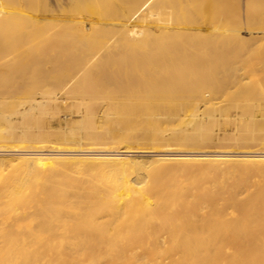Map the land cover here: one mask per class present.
I'll return each instance as SVG.
<instances>
[{
    "label": "bare ground",
    "instance_id": "1",
    "mask_svg": "<svg viewBox=\"0 0 264 264\" xmlns=\"http://www.w3.org/2000/svg\"><path fill=\"white\" fill-rule=\"evenodd\" d=\"M3 1L6 0L0 3ZM38 2V13H51V20H39L34 7L31 12L36 15L29 13V22L53 32L55 38L50 40L55 41L54 50L48 54L37 45L42 52L40 62L35 61L40 63L37 80L34 78L36 89L16 91L17 83L13 90H0V151L13 153L18 147L48 145L59 149L76 145L84 150L83 144L113 149H89L88 153L83 151L87 156L74 157H64L57 151L15 158L0 154V264H264V151L218 157L197 150L205 144L215 146L220 140L214 138L218 131L213 134L212 130L221 117L216 118V105L207 106L205 100L206 109L211 108L205 116L201 105H196L199 100L195 103V99L204 97L205 87H200L202 82L197 76L207 73L204 75L210 79L219 75L217 72H230L232 49L225 50V46L221 58L217 57L220 63H216L212 56L217 47H211L207 40L222 42L220 38L228 35L231 24L226 19L219 26L211 21L212 17L230 13L234 19L236 12L252 8L255 16L250 22L261 27L264 0H54L52 10L45 0ZM229 8L234 9V15ZM6 17L0 21L7 20ZM199 18L212 22L208 35L204 33L206 42L196 41L197 31H179L190 25L189 28L197 29ZM135 20L136 26L125 28ZM25 24L31 27L30 23ZM247 38L242 36L241 40ZM203 53L208 58L202 60ZM149 77L155 82L150 84ZM224 83L228 81L224 79ZM179 84L189 92L183 94L184 91L175 89ZM202 84L207 87L212 83ZM149 85L155 90H150ZM153 91L157 94L150 93ZM67 94L71 103L77 104L70 106L67 102L64 106H70L68 111L72 112L74 106L81 119L50 131L51 127L43 125L44 116L52 110L56 115L61 108L57 113L54 108ZM231 97L250 117L248 121L255 124L251 119L261 106L240 105L239 95ZM100 102L105 105L102 118H98L97 108L101 106H96ZM189 107L190 114L183 112L186 117L189 115L187 119H178V124L169 130L163 127L165 121L170 123L173 120L169 119L177 118L176 114L172 116L175 111L188 112ZM166 111L174 113L170 117ZM162 113L169 116L165 114V119ZM240 114L236 116L240 118ZM256 118L255 121L259 119ZM17 120L23 126L20 131ZM241 122L244 121L237 123ZM145 129L152 132L139 136ZM232 143L234 147L243 144L235 136ZM122 144L129 149L120 150ZM138 145L164 149L153 153L155 157L145 176L140 172L144 160L133 157L134 151L130 149ZM221 145L218 142L215 147ZM90 165L105 170L109 185L86 186L82 178H73L71 173L75 169L86 172ZM131 167L137 176L127 178ZM40 170H53L54 174L59 170L57 174L63 173V178L50 174L52 177L45 180L44 172V180L31 182L28 174L35 171L36 175ZM240 187H245V193Z\"/></svg>",
    "mask_w": 264,
    "mask_h": 264
},
{
    "label": "rangeland",
    "instance_id": "2",
    "mask_svg": "<svg viewBox=\"0 0 264 264\" xmlns=\"http://www.w3.org/2000/svg\"><path fill=\"white\" fill-rule=\"evenodd\" d=\"M18 0H6V1H3V2H1L0 3V18H2V17H6L5 15H7V17H6V19L7 20H4L3 22L2 21H0V41H1V43H0V90H2V92H5V91H10V90H13L14 89V87H13V89H12V86H16V84L17 85H19L18 87H15L16 89V91H20L22 88H23V90H29V88H30V90L31 89H36V87H37V74H38V70H39V68H37V67H39V65H40V63H38V62H40L39 60L41 59L39 56L41 55L40 54V51L42 52V50H38L37 49V45L38 46H40V47H38V48H40V49H43V51H45V52H47L48 54L49 53H51L53 50H54V39H53V41L52 40H50V39H52V37L53 38H55V35L53 34V32H51V30L49 29V28H44L43 30H44V32H43V30L41 29V28H38V27H36L35 25H32V23L31 22H29V13H30V15H36V13H32L33 11V8H34V10L36 11L37 10V14H38V18H39V20H41V21H45V22H47V21H50L51 20V17H52V14L51 13H49V12H45V13H38V8H39V2H38V0H34L35 1V4H34V2H33V0H31L29 3H28V0H20V1H18ZM24 1H26V3L27 4H32L33 5V7L31 8V7H26V3L24 2ZM54 0H45V2H47L46 4L48 5L47 7H48V9L49 10H52V9H54V2H53ZM5 2V3H4ZM20 2V3H19ZM33 2V3H32ZM36 2H38V4L36 3ZM49 2V3H48ZM53 2V3H52ZM194 2H197V0L195 1L194 0ZM19 3V4H18ZM20 4H21V7H20ZM23 4H25V6L23 5ZM50 4H51V6H50ZM262 4V5H261ZM260 5L262 6L261 7V11L260 12H262V15H264V6H263V4H264V2H262ZM35 5V6H34ZM28 6V5H27ZM22 8H23V10H24V8H25V12L22 10ZM252 8H246V9H244V10H242V11H238V12H236V15H234L235 14V11H234V9L233 8H229V11L232 13V15H234V19H232V16L230 15L229 16V14L227 15H222V14H217L216 15V17L219 15L220 16V18H214V17H212V22L213 23H215V22H218V24H219V26H220V24L222 25V24H224L227 20V22L229 23V24H231L230 26H229V29L227 30L229 33H227V31H226V34H230L229 36L228 35H223L220 39L222 40V42L220 41H217V40H212V41H210V40H207V36H205L204 35V33H206V35H208L207 34V32L209 33V30H210V25H209V23L211 24L212 22L211 21H209V18H206L209 22L207 23V21L206 22H204V20L202 21L201 19H204V18H199L200 20H199V23L201 24H198V26H197V29H193L192 27L191 28H189L190 26H192V25H190L189 27L187 26L185 29H180L179 31H185V30H187V31H192V30H194V31H197L198 32V34H196V37L198 38V39H196V41H203V42H206V40L207 41H209L208 43H209V45L210 44H212L211 45V47L213 46V48H215L216 49V47H217V49H218V51H216L215 50V52H214V54H213V58L216 60V63L218 62V63H220L219 61V59L218 58H221V55L224 53V48H225V46H226V49L225 50H230V49H232V51H231V61L229 62V64L230 65H228L229 66V69L228 70H230V72L229 71H221V72H217V73H219V75L217 74H215L216 75V77L214 76L213 78H212V76H211V80L210 79H208L207 78V76H205L207 73H204V74H199V75H201L200 77L199 76H197L196 78H198V81H199V78H200V81H199V83L200 82H202V83H209L210 82V84L211 85H209V84H207L208 86H210L209 88H208V86L206 87V85H203L202 83H200L202 86H200L199 84V86L200 87H204V89L202 90L203 91V95H204V97L203 98H201V100H200V98H197V99H195L196 101H195V103L196 102H198V100H199V102H198V104H196V105H201L200 106V110L202 109L203 110V115H205L206 116V112L208 113L209 111H210V109L209 108H207L209 111H207V109H206V105L208 106H210V107H213V105H214V108H215V105L217 106V109H218V106L219 105H221V107H220V111L218 110V112H217V109H216V112H215V110H214V113H216V118L217 117H221L219 120L220 121H222V123H224V124H222L218 119V121L219 122H217L214 126H213V130H212V133L213 134H215L217 131V135L215 134V136H214V138L216 137L217 139H220L218 142H219V145H221V147H215L216 145H218V142H215L216 144H215V146H214V143H212V144H210L211 145V148H209V146L210 145H207V144H205L203 147H199V149L198 148H196L197 150H202V151H205L206 153H213V154H215V156H221V155H226V156H229V155H232V154H240V153H243V152H246V151H264V24L261 26V27H258L257 25H254V24H252L250 21H251V18L253 17V15H254V13H253V11L251 10ZM30 10V11H29ZM32 11V12H31ZM234 12V13H233ZM26 13V14H25ZM255 13H256V11H255ZM4 14V15H3ZM50 14V15H49ZM257 14V13H256ZM41 15V16H40ZM47 15H48V17H47ZM215 15V14H214ZM229 16V17H228ZM255 16V15H254ZM8 17L10 18V20L8 19ZM11 18L13 19L12 21H11ZM41 18H43V19H41ZM50 18V19H49ZM214 18V19H213ZM217 19H219V20H217ZM227 19V20H226ZM26 20V21H25ZM28 20V21H27ZM217 20V21H216ZM222 20V21H221ZM7 21V22H6ZM125 21V20H124ZM225 21V22H224ZM25 22H27V24H31V27H30V25H26L25 24ZM29 22V23H28ZM6 23V24H5ZM137 23H138V21L137 20H135V21H133V22H131V23H129V24H127V26H125V28H127V27H132V26H136L137 25ZM25 24V25H24ZM207 24H208V26H207ZM188 25V24H187ZM200 25V26H199ZM202 26H205V29H204V27H202ZM206 27H208V28H206ZM24 28H25V30H24ZM33 28V29H32ZM43 28V27H42ZM117 28H120V27H117ZM124 28V27H123ZM231 28V29H230ZM36 29V30H35ZM39 29H41V30H39ZM19 30V31H18ZM21 30V31H20ZM23 30H24V32H23ZM33 30V31H32ZM46 30H49V31H46ZM5 31V32H4ZM37 31V32H36ZM40 31H42L41 33L43 34V36L41 35V33H40ZM17 32V33H16ZM28 32H30V33H28ZM46 32V33H45ZM9 34V35H8ZM30 34V35H29ZM33 34H35V35H33ZM38 34V35H37ZM199 34H201L202 35V37L200 38V37H198V35ZM5 35H7V36H5ZM14 35H16L17 36V38H16V36H14ZM200 35V36H201ZM6 38H5V37ZM10 36H11V40L10 39H8V41H7V38H10ZM12 36H14V37H12ZM18 36H20V38L18 37ZM28 36H29V39H28ZM35 36V37H34ZM48 37L47 39H45V38H42V37ZM229 37V38H227V37ZM244 37V38H247L246 36H248V40L247 39H245L244 41H242L241 40V37ZM38 37V38H37ZM18 38H19V40H18ZM224 40H226V41H224ZM44 39V40H43ZM203 39V40H202ZM228 39V40H227ZM5 40H6V42H5ZM50 40V41H49ZM10 41V42H9ZM13 41V42H12ZM14 41H16L17 43L15 44L14 43ZM43 41V42H42ZM51 41H52V44H51ZM215 41V42H214ZM224 42V43H223ZM8 43V44H7ZM54 43V44H53ZM217 43V44H216ZM222 43V44H221ZM228 43V44H227ZM6 44V45H5ZM214 44V45H213ZM224 44V45H223ZM10 45H11V48H10ZM218 45V46H217ZM229 45V46H228ZM246 45V46H245ZM13 46V47H12ZM42 46V47H41ZM243 46V47H242ZM8 47V48H7ZM242 47V48H241ZM7 48V51L5 50ZM156 48V47H155ZM221 48V49H220ZM223 48V49H222ZM230 48V49H229ZM10 49H12V50H10ZM103 49V48H102ZM100 50L101 52L102 51H104V49L103 50ZM154 49V48H153ZM152 49V50H153ZM14 50H16L15 52H14ZM222 50V51H221ZM39 53H38V52ZM159 52L161 51V49L159 48V50H158ZM12 52V53H11ZM33 53V54H31V53ZM162 52V51H161ZM234 54H233V53ZM9 54L8 56H7V54ZM30 53V54H29ZM36 53V54H35ZM218 53V54H217ZM243 53V54H242ZM29 55V56H28ZM30 55H32V56H30ZM234 55L236 56V57H234ZM38 57V58H37ZM200 57H202V60H204V59H206V58H208V55H206V54H202ZM200 57L197 59L198 60V62H199V59H200ZM211 57V58H212ZM218 57V58H217ZM16 58V59H15ZM27 58V59H26ZM40 58V59H39ZM2 59V60H1ZM12 59V60H11ZM32 61H31V60ZM36 59H38V62H35V61H37ZM26 62L27 61V63H29V64H27V63H25L24 61ZM30 60V61H29ZM196 60V61H197ZM201 61V60H200ZM12 62H14V64L12 63ZM24 62V63H23ZM35 62V63H34ZM2 63V64H1ZM10 63V64H9ZM12 63V64H11ZM32 63H34V64H32ZM38 64V66L37 65H35V64ZM18 64H20L21 66H23V67H21L20 65H18ZM4 65H5V67H4ZM19 66L21 67V68H19ZM24 66H26V67H24ZM27 66H29V67H27ZM235 67V70H234V68L233 67ZM19 69H18V68ZM35 67V68H34ZM13 68V69H12ZM6 69H8V70H6ZM16 69V70H15ZM27 69V70H26ZM1 70H4L3 72L1 71ZM233 70H234V72H233ZM9 71V72H8ZM20 71H24L23 73H24V75H23V73L21 74V72ZM28 71V72H27ZM2 72V73H1ZM8 72V73H7ZM16 72V73H15ZM226 72V73H225ZM228 72V73H227ZM233 72V73H232ZM5 73V74H4ZM30 73V74H29ZM227 74H231V76L230 75H227ZM10 75V76H9ZM17 77H16V76ZM33 75V76H32ZM222 75V76H221ZM224 75H226V76H224ZM21 76V77H20ZM26 76V77H25ZM218 76H220V77H218ZM228 76H230V77H228ZM36 77V78H35ZM168 77H170L169 75H168ZM209 77V76H208ZM17 78V79H16ZM28 78V79H27ZM36 80H35V79ZM151 77H149L148 79H150ZM153 79H154V77H152ZM157 78V77H156ZM155 78V79H156ZM206 78L208 79V80H206ZM216 79V81H215V79ZM10 81H9V80ZM12 79H13V81H12ZM15 79V80H14ZM19 79H21V80H19ZM23 79V80H22ZM34 79V80H33ZM154 79V80H155ZM214 81H213V80ZM218 79V80H217ZM222 79V80H221ZM224 79H225V82H227L228 81V83L227 84H225L224 83ZM19 80V82H17ZM151 80V79H150ZM149 80V82H151L150 84H152L153 82H155V81H150ZM196 80V79H195ZM227 80V81H226ZM12 81V82H11ZM15 81V82H14ZM22 81V82H21ZM36 81V82H35ZM208 81V82H207ZM219 81H223V82H219ZM230 81V82H229ZM10 82V83H9ZM196 82V81H195ZM13 85H12V84ZM15 83V84H14ZM20 83V84H19ZM187 83V82H186ZM185 83V84H186ZM35 84H36V86H35ZM182 84H184V82L182 83ZM180 85L179 84V86L178 85H176L174 88L175 89H178V90H180L181 91V93H183V91H184V93L183 94H185V93H187V91L189 92V84L187 83V85H188V87H186V88H188V89H185V87H183V85ZM213 84H214V87L216 86V87H221L219 90L220 91H218V90H216L215 91V89H216V87L214 88L213 87ZM4 85V86H3ZM6 85V86H5ZM9 85V86H8ZM148 85V84H147ZM11 86V87H10ZM146 86V85H145ZM150 86V85H149ZM149 86H147V87H149ZM228 86V87H227ZM8 87V88H7ZM179 87V88H178ZM181 87V88H180ZM224 87V92L222 91L223 88ZM5 89V91H3L4 89ZM144 88H146V87H144ZM150 88V90L151 89H153V90H155L154 89V86H150L149 87ZM156 88V87H155ZM213 88H214V91H213ZM148 89V88H147ZM183 89V90H182ZM212 89V90H211ZM218 89V88H217ZM14 90V91H15ZM213 91L212 93H210L209 91ZM15 91V92H16ZM251 92H253V93H251ZM150 93H153V95H156L157 94V92H150ZM240 93H242V94H240ZM227 94H228V96L229 97H231L232 95H233V97H234V95L235 96H237V95H239V102H238V104H240V105H248V106H250V105H252V103L253 104H256L257 103V106L258 105H260L261 106V109L259 108L258 110H257V108L255 109L256 111H255V115H254V118L253 119H251V120H254L253 122L256 124L257 123V125H258V128L257 127H255L256 125L255 124H253L250 120L248 121V119H250V117L247 115V114H245L244 112H243V110H242V108H241V106H237V105H235L234 104V102H233V100H232V97H231V99H229L228 98V96H227ZM244 95V96H243ZM69 95L67 94V95H65V96H62V98H61V100H60V102H59V105H58V107L57 108H54V111L57 113L60 109L59 108H61V110L55 115V113H54V115L52 114V111H51V114H47L46 116H44V121L46 120V125H45V123H44V121H43V125H44V127L45 128H49V127H51V129H50V131H55V130H57L58 128L57 127H60V126H64V125H70V123L72 122V121H77V119H81V116H80V114L79 113H77V109H74V106H73V109L71 108V110H74L73 112L72 111H68V110H70V109H68V108H70V106H71V104L73 103H71V100H69L71 97L69 96ZM254 96V98L252 99V98H250V97H253ZM208 97H210V98H208ZM214 97V98H213ZM66 99V100H65ZM208 102V104L206 103V105L204 104L206 101ZM208 100H211V101H213V103H211V101H208ZM231 100V101H230ZM241 100H242V102H241ZM63 101V102H62ZM223 103H222V102ZM225 101V102H224ZM254 101H259V102H254ZM62 102V103H61ZM68 102V104H70V106L68 107V108H66L64 105H66V103ZM209 103H211V104H209ZM226 104V106H224L225 104ZM228 103L230 104V105H228ZM243 103V104H242ZM73 104H77V103H73ZM72 104V105H73ZM102 104V105H101ZM101 106V108L100 107H97L98 108V118H102L103 117V113H102V110L104 109V104H103V102H100V103H97L96 104V106ZM103 106V107H102ZM204 106V107H203ZM223 106V107H222ZM229 107V108H228ZM238 108V110H237V112H236V110L235 109H237ZM62 108H65V110L63 109L62 110ZM75 108H76V105H75ZM100 108V109H99ZM206 109V111L204 112V110ZM223 109H225L226 111H224ZM227 109H229V110H227ZM231 109H233V110H231ZM240 109V110H239ZM192 110V108L191 107H189L188 108V112H187V110H179V111H175V113H174V111H166V112H169L168 114L170 115H172L173 113H174V115H172V116H176L177 118H171V119H169V121L170 120H173L172 122H164L163 123V127L164 128H166V129H168L169 130V128L171 127H175L176 126V124H178V122L180 121V120H178V119H181V120H185V119H187V117L189 116H187L186 117V114L188 113V114H190V111ZM201 110V111H202ZM186 112V114L185 113H183V112ZM200 111V112H201ZM224 113H226L227 111H229L227 114H228V116H229V114H230V118L232 117V119H230V118H227L226 116H227V114L225 115V117H224V115H223V112ZM240 111H242L243 112V115H242V113L240 114ZM171 112H173V113H171ZM73 113V114H72ZM76 113V114H75ZM102 113V114H101ZM220 113H222V114H220ZM237 113V114H240L241 116H240V118H238L239 117V115L238 116H236L235 114ZM246 113H249V110H247L246 111ZM163 114V113H162ZM165 114L166 113H164L162 116L166 119L167 118V116H169L168 114H166L167 116H165ZM176 114V115H175ZM171 115H170V117H171ZM181 115V116H180ZM184 115H185V118H184ZM223 117H222V116ZM50 116V117H49ZM51 116H55V117H51ZM66 116V117H65ZM101 116V117H100ZM178 116H180V118L178 117ZM234 116V117H233ZM235 116H236V118H237V120H236V118H235ZM246 116H248V117H246ZM256 116H257V118H259V119H257L256 118ZM259 116V117H258ZM62 117V118H61ZM243 117H244V119H243ZM47 118V119H46ZM53 118V120H50V119H52ZM68 118V119H67ZM223 118V119H222ZM233 118H235V120L233 119ZM255 118L257 119V120H259V122L256 120L255 121ZM263 118V119H262ZM64 119H67L66 121L64 120ZM70 119V120H69ZM176 121H175V120ZM242 119V120H241ZM261 119V120H260ZM16 120V119H15ZM227 120H232L231 122L232 123H230V121H227ZM67 122L66 124H65V122ZM233 121L235 122V124H237V125H235L234 123H233ZM240 121H244V122H241L242 124L240 125V124H238V123H240ZM245 121L247 122V124L245 123ZM261 121H263V122H261ZM19 120H17V121H15V123L17 124V126H20L19 128H17V130H22L21 128H23V126H22V124L20 123L19 124ZM238 122V123H237ZM252 124H251V123ZM172 123V124H171ZM226 123H227V125H226ZM19 124V125H18ZM49 124V125H48ZM219 126H218V125ZM248 124H249V126H248ZM223 125V127H221V126ZM239 125V126H238ZM260 125V126H259ZM49 126V127H48ZM216 126H218V128L216 127ZM262 126V127H261ZM65 127V126H64ZM221 127V128H220ZM55 130H54V129ZM57 128V129H56ZM223 128H224V130H223ZM254 128V129H253ZM48 129V130H49ZM102 128L100 127V129L99 130H101ZM238 129V130H237ZM250 129H251V131H250ZM256 129V130H255ZM167 130V131H168ZM215 130V131H214ZM234 130V131H233ZM260 132H259V131ZM166 131V133H169V132H167ZM219 131H224V134H226L225 135V137H224V134H222V132H220L219 133ZM228 132V133H225V132ZM142 132H144V131H140V134H138L139 136H142L143 134H147V135H149L152 131L150 130V129H145V132L144 133H142ZM234 132H236V133H234ZM253 132V133H252ZM139 133V132H138ZM142 133V134H141ZM213 134H212V137H213ZM223 135V136H222ZM228 135H229V137H228ZM255 135V136H254ZM261 135H263V137L261 136ZM221 136V137H220ZM234 136H235V138L237 139H239L240 138V140H241V142L243 143V144H241V145H237V146H232L233 145V139H234ZM239 136V137H238ZM223 137H224V139H223ZM231 138V139H230ZM227 139H228V141H227ZM150 140H148V141H144V142H149ZM224 141V143H221L220 144V142H223ZM227 143V145L229 146H227L229 149L228 150H224V149H226L227 147L226 146H224L223 147V144H226ZM229 142V143H228ZM148 144V143H147ZM84 145V150H83V148L80 150L78 147H75L76 145H74V146H72V147H70V148H53L52 146H50V145H48V146H46V147H28V146H23V147H18V149L15 151V152H13V153H11V152H6V151H0V154H3L6 158H15L16 156H20V155H24V154H30V153H32V154H41L42 152V154H52V153H56V151L57 152H59V153H61L62 154V156H70V157H74V155L75 156H78L77 154H79L80 156H87V155H85L86 153H84L86 150H92L91 152H93V150H112L113 148H111V147H104V149L103 148H94V147H89V146H87V144H83ZM208 146V148H204V147H207ZM213 146V147H212ZM28 147V148H27ZM93 148V149H92ZM29 149V150H28ZM53 149V150H52ZM58 149V150H57ZM124 149H129V148H127L126 147V145L125 144H122L121 146H120V150H124ZM130 149H132L133 151H134V154L132 155L133 157H137L138 159H143L144 160V162H143V166H142V168H141V173H142V175L143 176H145V174L147 173V166H149L150 164H151V159L153 158V157H155L154 155H153V153L154 152H160V151H163L164 149H156V148H151L150 146L149 147H142V145H138V146H134L133 148H130ZM51 150V151H50ZM78 150H80V151H78ZM195 150V149H194ZM30 151V152H29ZM61 151V152H60ZM84 151V152H83ZM177 151V150H176ZM224 151V152H223ZM65 152V154H63ZM74 152H76V154H73ZM78 152V153H77ZM81 154H80V153ZM84 154H83V153ZM87 153L88 152H90V151H86ZM120 152V151H119ZM118 151H116V153H119ZM177 152H180V151H177ZM67 153V154H66ZM71 154V155H70ZM73 155V156H72ZM237 157V156H236ZM240 157V156H239ZM173 164L175 163V162H172ZM90 167V169H85V171L86 172H83L84 170H82V171H79V170H76L75 169V171H73L71 174H73V178H77L78 180H79V178L81 179L82 178V180H80V181H82V182H85V185L86 184H97V185H109L108 184V181H109V177L107 176V174L105 173V170L103 169V168H101L100 166H93L92 168H91V165L89 166ZM54 170V169H53ZM53 170H40V172H36L35 174L36 175H34V172L35 171H33V172H31L30 174H28L29 175V178L30 179H32V180H30L31 182H41L42 181V179L44 180V178H45V173L44 172H46V178H45V180L46 179H49L50 178V174H52V176H54V177H58V176H60L59 178H63V177H61L62 175L61 174H63V173H61V172H59L60 173V175H58L57 174V172L59 171V170H57V171H55L56 172V174H54V171ZM37 171V170H36ZM42 171H43V173H42ZM51 171H53V172H51ZM51 172V173H50ZM40 173V174H39ZM41 174H42V177H40L41 176ZM49 174V175H48ZM70 174V175H71ZM78 175V177L76 176L75 177V175ZM30 175H32V177L30 176ZM38 175H39V177H38ZM57 175V176H56ZM33 176H35V178L33 179ZM43 176H44V178H43ZM48 176H49V178H48ZM51 176V177H52ZM80 176V177H79ZM117 176H119V175H117ZM137 176V171L134 169V167H131L129 170H128V172H127V174L125 175V177H127V178H134V177H136ZM26 177H28V176H26ZM29 178H28V180H29ZM37 178H38V180H37ZM148 178V177H147ZM91 182V183H90ZM118 183H122L123 182V180H118L117 181ZM84 184V183H83ZM87 186V185H86ZM240 190L243 192V193H245V187H240Z\"/></svg>",
    "mask_w": 264,
    "mask_h": 264
}]
</instances>
